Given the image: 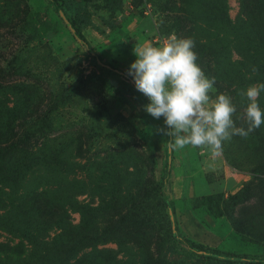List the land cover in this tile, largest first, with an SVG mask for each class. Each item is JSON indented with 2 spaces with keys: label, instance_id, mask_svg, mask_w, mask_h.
Returning a JSON list of instances; mask_svg holds the SVG:
<instances>
[{
  "label": "rangeland",
  "instance_id": "1",
  "mask_svg": "<svg viewBox=\"0 0 264 264\" xmlns=\"http://www.w3.org/2000/svg\"><path fill=\"white\" fill-rule=\"evenodd\" d=\"M243 1L0 0V125L13 136L31 132L28 144L38 148L22 186L66 193L72 224L88 218L87 234L100 236L96 249L83 239L78 264H227L202 258L185 240L264 258V124L215 155L208 147L170 149L158 131L163 117L144 110L149 101L127 74L135 45L190 38L198 65L215 78L210 97L230 96L237 127L247 129L239 117L249 101L240 92L260 84L251 76L264 64L255 32L264 9L254 24L240 21ZM258 103L264 111V92ZM9 185L0 183V206L11 213ZM100 200L95 218L81 217V205Z\"/></svg>",
  "mask_w": 264,
  "mask_h": 264
},
{
  "label": "trees",
  "instance_id": "2",
  "mask_svg": "<svg viewBox=\"0 0 264 264\" xmlns=\"http://www.w3.org/2000/svg\"><path fill=\"white\" fill-rule=\"evenodd\" d=\"M49 1L56 4V0ZM263 9L264 0H244L241 11L243 17L240 18V21L244 18V21L254 24L255 14ZM70 23L75 27L77 38L88 45L87 40L75 24L71 21ZM253 26H251L252 29ZM255 32L259 40L263 41L264 26L260 29L255 28ZM261 65L258 67L260 69H256L251 76L260 83L261 81L264 82V68H261ZM242 82L245 83L246 81ZM243 105L240 104L239 107ZM0 120L4 121L2 117ZM13 134L8 127L0 125V164L4 166V171L0 170V183L3 180L10 182V204L12 206L10 207L12 208L11 213L5 212L6 210L3 211L4 204L2 202L0 206V231H4L10 236V238L7 237L6 241H0V264H11L18 256L29 253V251V259L24 264H57L58 262L60 264H78L80 258L75 261L76 254L86 247H97L98 244L103 243L102 240L99 239V235L89 236L87 234L88 227L91 226L90 219L81 218L77 226L72 224L69 211L62 205V200H64L62 198L66 193L59 190L49 192L36 186H22L24 174L33 165H37L34 163H38L36 159L38 148H32L31 144H28L31 132H24L15 136ZM19 153L26 155L28 160L23 161L16 158L15 155ZM30 158L32 159L30 160ZM6 173L7 176H5ZM69 203L70 209L77 207V200ZM103 207L104 204L103 202L101 204V200L97 205L95 203L83 204L80 206L81 217L85 213L84 216L95 218ZM174 238L178 239L176 235ZM83 239H89L88 246L85 248L81 246ZM185 243L192 252L199 254L202 258L215 259L227 264H264V258L238 253L229 254L189 240H185ZM78 247L81 249L79 252L77 251ZM37 248H41V252L37 251L38 253L33 254ZM103 251L104 249L100 250V252Z\"/></svg>",
  "mask_w": 264,
  "mask_h": 264
},
{
  "label": "clouds",
  "instance_id": "3",
  "mask_svg": "<svg viewBox=\"0 0 264 264\" xmlns=\"http://www.w3.org/2000/svg\"><path fill=\"white\" fill-rule=\"evenodd\" d=\"M195 42L190 38L172 36L162 46L135 45L136 59L127 74L134 79L137 91L147 97L144 110L155 119L163 117L158 131L171 138L170 149L208 147L218 154L225 141L235 135L246 137L264 124V111L258 99L264 83L253 84L240 92L249 101L239 119L247 129L237 127L232 98L219 94L210 97L215 78H208L197 63Z\"/></svg>",
  "mask_w": 264,
  "mask_h": 264
},
{
  "label": "water",
  "instance_id": "4",
  "mask_svg": "<svg viewBox=\"0 0 264 264\" xmlns=\"http://www.w3.org/2000/svg\"><path fill=\"white\" fill-rule=\"evenodd\" d=\"M60 15L61 17L63 18V20L68 23V25L70 26V29H72V31L75 32V27L71 25V23L69 22L68 18L65 16V14H63L61 11H60ZM79 41H81L79 38H78ZM115 84V83H114ZM169 149V148H168ZM170 151V149H169ZM170 162V158L168 159V163ZM171 226H172V223H171ZM174 232V230H173Z\"/></svg>",
  "mask_w": 264,
  "mask_h": 264
}]
</instances>
